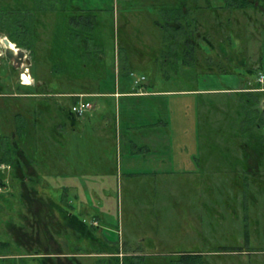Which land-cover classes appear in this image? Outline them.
<instances>
[{"label":"rangeland","instance_id":"rangeland-1","mask_svg":"<svg viewBox=\"0 0 264 264\" xmlns=\"http://www.w3.org/2000/svg\"><path fill=\"white\" fill-rule=\"evenodd\" d=\"M209 1L211 9L193 11L192 15L195 61L183 51L174 61L168 52L164 55L168 44L167 40L165 42L167 22L183 0H74L89 8L101 4V25L94 29L97 40L92 46L101 47L105 64L102 72L107 86L114 84L115 68L119 70L121 60L125 62L129 55L133 60L134 79L146 75L150 80L149 90L155 94L130 101L136 107L133 114L128 113L126 101L119 110V107L115 109L114 102H102L101 97H80L88 98L94 107L86 116L72 121L58 106L59 103L68 109L72 106L71 97L48 94L30 98L19 94L13 84L14 76L20 81L26 72L24 84L36 85L37 79L41 83L51 79L50 70L47 63L33 64L32 54L25 48L29 64L14 66L5 55L4 38L7 36L0 30V82L4 93H13L0 97V113L5 115V105H9L10 111L14 109L11 121L21 128L33 122L32 111L38 113L35 121L40 129L36 136L41 138L37 141L31 129L23 140L13 123L10 121L9 126L4 121L8 124L5 135L11 137L15 133V139L20 141L17 147L25 149L28 157L33 155L36 160L30 159L40 167L36 175L40 186L34 187L37 177L34 180L31 175L35 169L33 171L27 163L30 174L26 170V181L19 180V184L26 186V208L33 206L34 209V197L41 195L53 206L77 213L81 202L76 201L78 194L69 187L79 182L83 173H90L92 177H83L90 179V190L87 193L79 190L80 201L85 199L86 207L90 208L89 214L84 215L85 221L91 231L106 237V244L110 246L106 249L98 239H82L88 233L77 227V223L66 225L65 230L57 225L59 230H64L58 234L53 231L55 225L50 218L44 215L40 217L42 227H33L34 234H31L28 222L34 217L26 211L25 232L44 244L40 255H36L37 246L26 245L18 256L17 250L11 251L10 243L11 248L0 250V253L11 256H0V264H117V261L119 264H187L188 261L194 264H264V93L254 90L259 84L257 75L264 71V7L247 6V14H244L233 10L232 6L229 8L227 0ZM199 2L204 5L202 0ZM55 15L44 19L50 24L48 33L56 31L61 24L59 16ZM229 27L237 31V35L236 32L232 34L231 43L225 36H228ZM40 31L45 41L50 35L44 28ZM200 32L209 33L211 39L198 40ZM239 42L245 51L239 50ZM232 43L233 47L239 46L236 49L243 63L241 66L235 58L227 56ZM180 44L184 49V44ZM11 46L21 48L13 42ZM91 72L86 76L89 80L83 79V82L94 87L90 79L94 73ZM55 82H51V87H56ZM237 86L244 92L231 90ZM20 105L25 109L19 108ZM30 106H34L33 110ZM141 106H148L146 113L151 114V122L159 119L168 122V149L154 152L159 156L155 168L157 175L144 174L148 172L144 166H149L152 156L147 163L142 161L143 154L141 160L133 157V148L125 144L123 137L127 130L125 121L130 115L141 122ZM48 110L50 115H47ZM104 113L111 115V119L104 136L107 142L102 143ZM119 113L122 127L116 132L115 115ZM137 151L141 154L139 148ZM101 152L104 156L112 155L116 167L113 174L103 178ZM23 160L20 163L24 165ZM23 165L17 166L20 172H24ZM1 166L7 168V165ZM50 166L52 170L48 171ZM12 169L5 170L12 172ZM9 184L18 185V182H12L9 177ZM105 191L112 194L107 196ZM28 196L33 197L32 201L29 202ZM16 198L15 194L11 195L8 212V205L0 210V222L17 221L20 202ZM103 199L107 216L92 227V211L98 206L101 208ZM46 238L57 240L49 242ZM47 245L55 248L49 250L53 257L46 254ZM136 247L143 255H124ZM101 251L104 254L97 255ZM70 254L73 256H68ZM74 254L78 255L74 257ZM189 254L197 256L189 259Z\"/></svg>","mask_w":264,"mask_h":264},{"label":"trees","instance_id":"trees-1","mask_svg":"<svg viewBox=\"0 0 264 264\" xmlns=\"http://www.w3.org/2000/svg\"><path fill=\"white\" fill-rule=\"evenodd\" d=\"M202 1L204 2L203 6L200 4L199 0H183V2H181V7L177 12H174L170 21L167 22L166 31H168V36L165 42L167 40L168 42L166 43L168 44L166 45L164 55L168 52L170 59L176 60V56H180L179 53H182V51L185 56L188 55L191 56V59L194 58L196 51L194 38L196 35H194L195 27L191 22L194 20V17H192L193 11L197 13L201 11V9L212 8L209 0ZM227 3L230 5L229 8L232 6L233 10H240L244 14H247V6L256 8L257 5H260L261 8L264 7V0H227ZM0 4V30L5 33L11 42L16 43L17 47L25 48L30 51L34 60L33 64L46 65L47 63L50 70L51 79L49 81L45 80L47 82L36 84L32 87V91L27 92L30 98L48 94L54 97L55 95H61L64 97H71L73 105L80 99V96L76 95V93H87L88 90L90 92L92 87L85 84L83 79H86L88 71H92L91 73H94V75L101 73V47L96 48V46H92V42L97 40L96 35H94L96 34L94 29L97 25H101V16L95 13L97 10L84 8L81 4H76L74 0H0ZM216 10L217 9H215L214 12ZM54 14H56L55 16H59L58 23L61 24H58L56 31L48 33L50 24H46L47 22L44 19L46 17L51 19L50 17ZM157 24L160 25L161 23L157 22ZM41 28H44L47 35H50L45 41H43L44 37L41 32L42 30L40 31ZM235 32L237 35L236 29L232 30L230 27L227 30L228 36L227 34L225 36L230 43L232 42L231 36H233L232 34ZM179 39H183V41H179ZM210 39L211 35L209 33L203 32L202 34L200 32L198 40L209 41ZM180 42L184 44L186 53H184V49ZM240 42L239 46L241 48H239V50L245 51L243 45H240ZM211 43L212 42L209 44ZM181 47L182 50H178ZM236 47H233L232 43V49H229L230 54L227 56L228 58H235L237 65L241 66L243 63L238 57V48L236 49ZM232 50L234 53L231 52ZM127 57L125 62L121 60L119 70L122 73L130 75V72L134 71L133 60L130 55ZM219 57H221V55ZM166 60L168 61V59ZM168 62L170 63L171 61ZM249 70H251V68ZM54 80H56V87L53 88L50 84L54 82ZM64 85L66 87H63ZM258 87L259 84L256 88ZM58 106L63 112V115L68 119L72 121L78 120L76 118L77 116L72 112V106H68V109L65 108V105L59 103ZM31 113L33 117L37 119L38 113L34 111ZM49 113L50 110H48L47 115H50ZM45 116L46 114L44 113V118ZM26 126L28 127L27 123ZM22 130L23 128L20 126L19 132ZM26 131L29 133V129ZM3 138H5V136L0 133V153H2L0 156V164L7 163L14 169H17L19 163L17 156L18 147L15 146L12 141L11 143L4 142L3 140L6 139ZM40 138L41 136L39 139ZM22 151L24 150L22 149ZM30 157L33 158V155ZM30 157H28L26 153V161H24V163L30 166H34V164L37 165L36 161L33 163ZM20 165L22 164L20 163ZM39 168L40 167H37V169ZM31 177L34 178V180L36 179L35 176ZM33 182L37 184L34 185L35 188L41 184L38 177L37 180ZM67 212L69 211L65 210L66 216H68ZM79 224L77 223V227H81L87 233L94 234L85 220H81ZM90 224L92 227H96L93 222ZM189 255H191L189 259H195L197 256L196 254ZM117 259L121 263L120 256H117ZM117 264H119L118 261ZM187 264L194 263L193 261H188Z\"/></svg>","mask_w":264,"mask_h":264},{"label":"crops","instance_id":"crops-1","mask_svg":"<svg viewBox=\"0 0 264 264\" xmlns=\"http://www.w3.org/2000/svg\"><path fill=\"white\" fill-rule=\"evenodd\" d=\"M80 1H84V0H80ZM129 1V0H128ZM78 4V3H76ZM130 4V3H128ZM82 7L84 8H89L86 7V5L81 4ZM94 9L95 11L97 10V15L101 16V4H98L97 7L91 8ZM96 13V12H95ZM9 39V38H8ZM105 69V64L103 62V60H101V73L99 74H95L92 75L90 77L91 81L93 82L94 87H92V89L88 90L87 93H76V95H79L80 97H101L104 100L102 102H114L115 104V109H117L119 107V110H121V104L122 102L126 101V103L133 101V99H137L140 97H148V96H152L155 93H152L151 90H149L151 84H150V80H148V77L146 75L142 76L138 79H134L135 73L134 71L130 72V75L126 74V73H122L120 72V70H118V68H115V73H114V77L112 79V81H114L113 85H108L106 83V79H105V74L102 72V70ZM36 77V76H35ZM144 77V79H143ZM89 80V78H87ZM86 79V80H87ZM93 79V80H92ZM139 80V81H138ZM101 82V85H100ZM41 82L39 81V79H37V84H40ZM13 84L15 85V87L17 88V90H19V94H25L27 97H30V95L27 92H31L32 91V87L35 86V84L33 85H26L24 83L21 82V80L19 81V78L15 77L13 78ZM4 87V86H3ZM100 88V89H99ZM96 90V91H94ZM231 90H235L238 93H240V91L244 92V89L241 88L240 86L235 87L234 89ZM93 91V92H91ZM18 93V92H17ZM8 94H13V93H4V91H1L0 93V97L4 98L5 96H7ZM36 97V96H35ZM86 99V98H84ZM110 99V100H107ZM113 99V100H112ZM87 100V99H86ZM127 103V104H128ZM133 103V102H132ZM129 103L128 105V113L133 114L134 110L136 109L135 105ZM7 105V104H6ZM5 105V109L7 110V113L4 115L3 113H0V133L5 136L6 140H3L6 143H12L19 145L20 141L15 139V133L12 134L11 137H8L10 135H5V131L6 129H8V124H6L5 122L7 121L9 123V126L11 125V120L13 119L11 116V110L9 109V105L6 106ZM1 106H3V102H1ZM21 106V105H20ZM24 106L27 107V105L24 104ZM24 106H21L19 108L21 109H25ZM29 106V105H28ZM31 109L34 108V106H30ZM142 110H143V116L140 121H137L135 118L136 116H129L128 119L125 121V135L126 136H122L124 137V140L126 139V143L128 146H130L132 151H133V157H140L141 160V156H142V161L144 163L148 162L149 156H152V159L150 161L149 166L145 165L144 168L146 170H148V172L144 173V174H154L157 175V168L158 164H157V160L159 159L158 155L154 152H162L164 151V149H168V132H167V123L165 122L163 119H159V120H155V121H150L149 117H151L150 113H146V109L148 108L145 106H141ZM93 110V109H92ZM118 110V112H119ZM90 112V111H89ZM88 112V113H89ZM87 113V114H88ZM86 114V115H87ZM85 115V116H86ZM104 123H101V135H102V143L103 142H107V138H105L104 136L107 133V129L110 126L109 120L111 119V115H106L104 113ZM36 118L33 119V122H29L28 127L25 125H23V130L21 132H19V126L17 125V122H12L17 130L18 135L21 136V138L24 140L26 135H27V129H31L33 131V136H34V140L37 141L39 139V137H37L36 135L38 134L37 131L40 129L39 125H36ZM154 120V119H153ZM5 121V122H4ZM11 121V122H10ZM119 121V122H118ZM140 122V123H139ZM149 123V124H148ZM5 124V125H4ZM115 130L116 132L121 131V113H119V115H115ZM151 127V128H150ZM7 136V137H6ZM10 138V139H9ZM31 141V140H30ZM35 148V147H34ZM33 148V149H34ZM141 150V154L136 153L135 151H137V149ZM139 152V151H137ZM101 178L105 177V176H110V174H113L115 172V166L112 163V155H107L104 156L105 154H103V152H101ZM26 151L24 149L23 153H22V159H24V161H26ZM157 157V158H154ZM34 158V156H33ZM34 160H36L34 158ZM24 169L23 171L27 170L26 167V163H24ZM33 171L35 169V173L32 174L31 176H36L38 174V169H37V165L34 164V168L33 166H31ZM53 166H50L47 170L51 171ZM138 171V170H137ZM27 172L29 173V171L27 170ZM27 172H25V176H24V181H26L28 175ZM167 173V171H165ZM30 174V173H29ZM143 174V173H142ZM88 176V177H92L90 175V173H83V176L81 177V180L79 182H75L72 183L71 186L69 187L70 190L72 192H74L77 195V202H81L77 213H75L74 211L72 212H67V218L69 220V223H81V220H85L84 215L89 214L90 208H87L86 205L88 206V204H86L84 201L85 199H81L80 201V197H79V190L80 193L85 192L87 193V190H90V179L89 180H85L83 179L84 176ZM164 177L166 175H163ZM103 181L101 180V183ZM74 184V185H73ZM103 194V193H101ZM107 196H110L112 193H110V191H105V193ZM85 198V197H84ZM107 208L105 207V201L103 199V201H101V208L98 206V209H94L93 212V216H92V221L94 226L98 225L99 221H103V219L106 218L107 216V212H106ZM83 216V217H82ZM81 225V224H79ZM73 230H75L73 228V226L71 227ZM94 234L88 233L82 237V239L87 238V239H100L101 240V245H103V247L109 246L108 244H106V241H108V239L104 236H102L101 234L97 233V232H93ZM81 234V233H80ZM84 235V232H82V235ZM101 235V236H100ZM110 247V246H109ZM82 254V250L79 251ZM104 254L102 251L97 254ZM115 254L117 255H121L122 253H117L115 252ZM124 254V253H123ZM127 254V255H126ZM167 254V253H166ZM125 256H138V255H143L141 254V249L139 247L133 248V249H129V252H125L124 254Z\"/></svg>","mask_w":264,"mask_h":264},{"label":"flooded vegetation","instance_id":"flooded-vegetation-1","mask_svg":"<svg viewBox=\"0 0 264 264\" xmlns=\"http://www.w3.org/2000/svg\"><path fill=\"white\" fill-rule=\"evenodd\" d=\"M3 42V41H2ZM5 45V43H4ZM2 56V54H0V57ZM7 57V56H6ZM8 58V57H7ZM1 63V60H0ZM14 64V63H12ZM2 65V63H1ZM15 66V65H14ZM1 79V76H0ZM2 89H4L2 83L0 82V93L1 91H3ZM15 146H19L14 144ZM18 153V159H19V163H18V167L19 164L21 162L22 159V148L18 147L17 148ZM24 162V160H23ZM7 165V168H2L1 165ZM23 165V163H21ZM5 169H11V166L8 165L7 163H1L0 164V210H4V206H7L8 204H10V198L11 195L13 197V194L16 195V199L18 202H20V205L18 206V216H17V221L16 222H10L8 219H5L7 223H2L0 222V227L3 225L2 227V233L0 234V236H4V239H0V250H9L11 247V251H18V256H20L21 252L24 251L26 245L31 246V245H35L37 246L39 249L37 251L38 254L36 255H40L39 252L41 250V245L44 246V244L42 243L41 240L36 239V238H32L34 234V229H38L40 226L42 227V225L40 224V217L41 215H44L48 218H50V222H52L53 225H55V227L52 229H54V232H57L58 234H61V230L63 229H58L57 225H61L62 228L67 227L66 225H69V220L65 214V210L61 209L59 207H56L57 205L53 206L52 203H50V201H45L44 199L41 198V195L34 197V201H35V208H33V206L26 208L25 206V200H26V186L24 185V183L19 184L21 179H23L24 181V176H25V172H20L19 168L17 169H12L13 171L11 172L10 170H5ZM17 170V171H16ZM9 177L12 179V182H14L15 180L18 182V185H13V184H9ZM262 178L264 179V175L262 176ZM14 180V181H13ZM264 182V181H263ZM35 192H37V190L33 189ZM34 192V193H35ZM5 193V194H4ZM38 195V192H37ZM28 200L29 202L32 201L31 199L33 198L32 196H28ZM52 204V205H51ZM10 205L7 206V212L9 211ZM54 208V209H53ZM27 209V210H26ZM26 211H28V213L33 215V220L29 221V225L32 229L31 234H26L25 232V226L24 224L26 223V219L28 218L26 215ZM49 221V219H47ZM39 222V223H36ZM51 224V225H52ZM52 225V226H53ZM34 227V229H33ZM43 228L46 231V227L43 226ZM63 230V231H64ZM36 231V230H35ZM67 234V233H66ZM49 240V242H51L52 240H57V239H51V238H46ZM9 243H8V241ZM70 241V240H69ZM101 243V240H98ZM10 243H12V246L10 247ZM36 250V249H35ZM45 250H47L46 254H48L49 256H54L53 253H50V251L55 250V248L50 247L49 245H47L45 247ZM50 250V251H49ZM72 254L68 255L71 256ZM78 255V254H74V257ZM0 256H11L9 255V253L4 254V253H0ZM12 256H15L12 254ZM58 256V255H57ZM65 257H67V255H64ZM73 256V255H72ZM59 257V256H58ZM7 258V257H5ZM15 258V257H12Z\"/></svg>","mask_w":264,"mask_h":264},{"label":"built area","instance_id":"built-area-1","mask_svg":"<svg viewBox=\"0 0 264 264\" xmlns=\"http://www.w3.org/2000/svg\"><path fill=\"white\" fill-rule=\"evenodd\" d=\"M27 73H23L21 76V82L22 83H26L25 82V78L24 75H26ZM144 79V77H143ZM139 81V80H138ZM257 81L260 84L259 88H255L254 90L257 92H264V71H261L258 75H257ZM93 104L84 99V98H80L79 101H77L75 104L72 105V112L74 113L75 116L77 117H84L89 111H91L93 109Z\"/></svg>","mask_w":264,"mask_h":264},{"label":"water","instance_id":"water-1","mask_svg":"<svg viewBox=\"0 0 264 264\" xmlns=\"http://www.w3.org/2000/svg\"><path fill=\"white\" fill-rule=\"evenodd\" d=\"M5 55L14 63L16 67L21 66L23 64H29V60H27L26 51L23 48H14L11 46V41L5 37Z\"/></svg>","mask_w":264,"mask_h":264}]
</instances>
